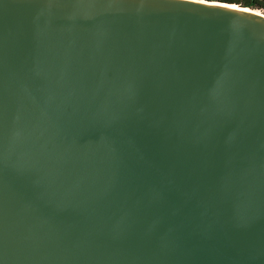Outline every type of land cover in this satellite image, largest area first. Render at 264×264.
<instances>
[{
	"label": "water",
	"instance_id": "obj_1",
	"mask_svg": "<svg viewBox=\"0 0 264 264\" xmlns=\"http://www.w3.org/2000/svg\"><path fill=\"white\" fill-rule=\"evenodd\" d=\"M219 3L0 0V264H264V13Z\"/></svg>",
	"mask_w": 264,
	"mask_h": 264
},
{
	"label": "trees",
	"instance_id": "obj_2",
	"mask_svg": "<svg viewBox=\"0 0 264 264\" xmlns=\"http://www.w3.org/2000/svg\"><path fill=\"white\" fill-rule=\"evenodd\" d=\"M212 1L243 5L252 9L259 10L260 12L264 13V0H212Z\"/></svg>",
	"mask_w": 264,
	"mask_h": 264
},
{
	"label": "bare ground",
	"instance_id": "obj_3",
	"mask_svg": "<svg viewBox=\"0 0 264 264\" xmlns=\"http://www.w3.org/2000/svg\"><path fill=\"white\" fill-rule=\"evenodd\" d=\"M219 4H222V5H225V6H230V7H237V6H234L233 4H225V3H219ZM245 10H246V8H244ZM257 11H259V10H257Z\"/></svg>",
	"mask_w": 264,
	"mask_h": 264
}]
</instances>
